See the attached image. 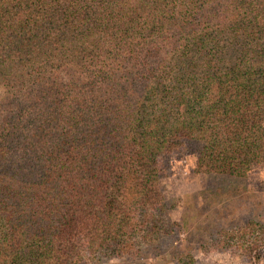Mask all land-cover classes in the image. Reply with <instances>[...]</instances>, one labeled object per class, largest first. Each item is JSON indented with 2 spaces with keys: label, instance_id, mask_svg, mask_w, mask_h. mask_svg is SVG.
Instances as JSON below:
<instances>
[{
  "label": "trees",
  "instance_id": "1",
  "mask_svg": "<svg viewBox=\"0 0 264 264\" xmlns=\"http://www.w3.org/2000/svg\"><path fill=\"white\" fill-rule=\"evenodd\" d=\"M189 143L197 172L264 160V0H0V264L132 253Z\"/></svg>",
  "mask_w": 264,
  "mask_h": 264
},
{
  "label": "rangeland",
  "instance_id": "2",
  "mask_svg": "<svg viewBox=\"0 0 264 264\" xmlns=\"http://www.w3.org/2000/svg\"><path fill=\"white\" fill-rule=\"evenodd\" d=\"M198 148L173 146L159 159L168 204L159 234H139L130 254L77 237L80 264H264V160L246 176L197 172ZM134 215L141 217L140 205ZM250 252L263 258L253 261Z\"/></svg>",
  "mask_w": 264,
  "mask_h": 264
}]
</instances>
